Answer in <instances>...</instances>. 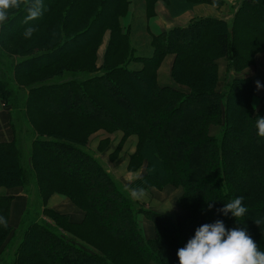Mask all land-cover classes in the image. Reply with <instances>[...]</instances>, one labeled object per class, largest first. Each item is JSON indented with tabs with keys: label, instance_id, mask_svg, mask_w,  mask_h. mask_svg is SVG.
Listing matches in <instances>:
<instances>
[{
	"label": "trees",
	"instance_id": "1",
	"mask_svg": "<svg viewBox=\"0 0 264 264\" xmlns=\"http://www.w3.org/2000/svg\"><path fill=\"white\" fill-rule=\"evenodd\" d=\"M159 1L173 16L198 3L223 4L42 0L39 18L26 24L22 8L10 9L9 19L0 24V51L10 58L7 67L3 54L0 58V101L10 112L23 114L27 132L25 152L15 140L0 142V189L19 190L34 200L25 199L16 242L10 224L15 196L0 195V217L7 220L6 227L0 224V263L55 264L34 253L44 243L54 259L68 264H180L177 251L214 219L227 229L244 228L264 252V140L254 137L255 119L264 118V95L254 111L256 87L242 74L264 53V0L237 1L229 21L198 17L154 34L147 22ZM134 4L144 11L143 23L136 21ZM129 10L132 24L145 33V44L137 50L147 56L133 47L140 41L133 40L136 29L126 25ZM28 27L35 32L26 39ZM105 35L102 66L97 68V49ZM168 55L173 56L170 77L175 86L161 87L157 70ZM219 60L226 61L222 88ZM123 101L132 105L133 115ZM48 102L52 104L40 106ZM78 102L87 108L80 110ZM100 129L120 131L121 141L136 137L130 165L132 160L138 166L143 162L142 173L129 189L178 190L174 206L184 218L173 221L142 206L119 185L86 149L87 136ZM58 158H67L78 172L62 170ZM53 194L62 195L81 214L79 226L103 236L111 247L90 252L61 236L57 226L73 223L47 207ZM241 196L248 209L243 217L237 221L220 213L225 203ZM98 202L103 203L101 211ZM41 216L48 222H37ZM141 218L151 226L142 228ZM116 222L119 231L110 228ZM9 250L11 256L3 262Z\"/></svg>",
	"mask_w": 264,
	"mask_h": 264
},
{
	"label": "rangeland",
	"instance_id": "2",
	"mask_svg": "<svg viewBox=\"0 0 264 264\" xmlns=\"http://www.w3.org/2000/svg\"><path fill=\"white\" fill-rule=\"evenodd\" d=\"M235 4L234 5H230V6H235L237 4V0L234 1ZM225 2H223L224 4ZM221 4L219 5H212L217 7L218 10H220V12H222V17L225 16L226 20H230L232 17V10L228 9H234V8H230L228 7V4ZM135 7V12L134 14H136L137 18L136 21L140 22L142 21V23L144 22V11H142L141 9V5L140 4H134L133 7L131 6V8ZM210 8V7H209ZM209 8H207L206 13L207 15L213 16L210 11ZM227 13L230 15H228V18H226ZM133 13L131 12V10H129V14L126 18V25H128L129 23L132 25L133 28L136 29V24H132V18ZM140 20V21H139ZM133 40L136 37L137 40L140 41L139 43V47L137 45V47H135L133 45V47L136 49V53H138L139 55H143V56H147L146 53L144 52H139L138 50H140L139 48H143L145 41L143 43V38H144V31H136L133 32ZM149 38V37H147ZM105 40V39H104ZM102 40V43L100 44V46L97 49V59H96V67L97 68H101L102 66V60H103V54L105 52L106 49V42ZM149 47V46H148ZM138 48V50H137ZM148 54L150 53V47L148 48ZM3 54L2 60L5 61V65L6 67L8 66V61L10 60V58L6 57V53H3L0 51V58L1 55ZM170 57H168L169 59ZM11 60H13V63L15 62L14 57L11 58ZM164 63V62H163ZM135 65V64H134ZM134 65H129L128 68L129 69H134ZM164 65V64H163ZM255 64H253L252 66H254ZM6 73H9L8 71H6ZM232 75V74H231ZM67 78L69 76H66ZM64 77V78H66ZM62 78V79H64ZM252 78V77H251ZM159 81H161L164 85H169L174 87L175 85H173L174 83L172 82V79H170V77H168L167 74V70L164 69L162 71L161 76L159 77V79H157V84L160 86ZM224 81L225 78L221 79V82L219 83V88H222L224 85ZM255 82V81H254ZM166 87V86H164ZM264 95V89H261L260 91H258L257 94V90H256V97L253 99L252 101V107L253 105L256 106V109L260 106V99L263 97ZM135 96L137 97V94H135ZM68 101V100H67ZM70 102V101H69ZM71 103V102H70ZM136 103V102H135ZM52 103L48 102L47 104H40L41 107H45L47 105H51ZM138 104V103H137ZM123 107H126V110L133 115L134 111L132 110V105H128V102L123 101L122 102ZM140 105V104H138ZM77 108H80V110H85V108H87V104H82L80 102H78L75 105ZM4 113L5 115V122L7 121L8 127L7 130H5L4 133H0V139H3L5 142L11 141V140H15L17 141V144L19 146H22L24 148V152L25 149L27 147V144L25 143V139H24V134L25 136H27V132L25 130L26 127V122L24 120V116L20 111H9L8 108L5 107V105L0 101V119H2L1 113ZM99 131H103V132H99ZM98 132V133H97ZM215 132V130L213 131V133ZM115 133V131H105V130H98V131H93L91 134H89L87 136V142H86V149L95 157L97 158L104 166V168L110 173L111 176H113L115 178V180H117V182L119 183V185L128 192V194L130 195V186H133V184L135 183V181L140 177L141 173H142V166L143 162L140 166L135 165L133 160H132V167L130 165V161H131V155L135 153L136 151V146H137V140H135V142L129 141L128 139L130 137H135V136H130L128 137L126 140L121 141L117 137H113L112 136V140L109 142H99L100 138L103 135H113ZM255 140H257V142H261L262 140H264V138L258 137L257 135L254 136ZM136 138V137H135ZM242 136L238 137L237 140H241ZM105 140H110L109 137H106ZM134 141V140H133ZM120 145V147H119ZM243 145V141L241 140V142L239 141L238 146L242 147ZM236 149V148H235ZM237 151V150H236ZM234 152V150H233ZM195 156L197 155V152L194 153ZM57 164L60 165V168L62 170H66L67 172H78V170L74 167V164L71 163V161H69L67 158H58L57 160ZM80 170V169H79ZM81 172L83 173V170H81ZM179 192L178 190H174L171 189L170 187H166L163 190H156V189H151L148 192H145V195L143 198L141 199H135L137 202H139L140 204H143L142 206L149 208V209H153L156 211H159L161 213H163L164 215L168 216L170 219H172L173 221H178L181 220L182 218L185 217V213L180 211L179 209H177L174 206V200L176 198V195H178ZM0 195H13L15 196V200H13V214H11L10 217V224L12 226L13 232L12 235L15 236V241L17 242V240H20V223H21V219L23 217V214L26 210V207L28 205V202L30 201H34L32 197H28L27 195H25L22 191H13V190H5V189H0ZM131 196V195H130ZM18 198H20V202H18ZM28 201L26 203V201ZM134 199V198H133ZM102 202H98L97 203V208L99 211L102 210ZM47 207L51 208V209H55L57 210L59 213L61 214H65V216H67L69 218V221L72 222L73 224H71V226H67V224H63L62 227H58V230H60L58 233L61 236H65L68 239V242H71L73 244H75L78 247H81L85 250H88L90 252H98L99 249H108L109 247H111V244H108L104 241L103 236L98 235L96 233H94L91 229L89 228H85V227H81L79 226L78 223L81 222V214L79 212H77L74 207H71L70 205L66 204L64 201V197L62 195L59 194H53L48 200H47ZM41 211V210H39ZM229 215V214H228ZM44 219L45 221L48 222L47 218L44 216H41V219L39 218L37 220V222H41V220ZM141 222V226L142 228L146 226H151V224L149 222H147L146 220H143L141 218L140 220ZM215 222V219H214ZM149 223V224H147ZM74 224L76 226H74ZM55 227V226H54ZM110 228L113 231H119L120 228V223L116 222V223H112ZM144 230V229H143ZM145 232V231H144ZM194 236H192L193 238ZM191 239V238H190ZM12 241V242H15ZM45 244H39L35 247L34 253L35 254H39L42 255L43 257H45V259L47 260H55L54 263L56 264H68L67 262L65 263L64 260H57L54 259L53 255L50 254L48 252V250L45 248L44 246ZM15 249V246L12 247V250ZM10 252H8V254L10 253V255L7 256V252L4 253V259L3 262H5V257H7V259H9V257L11 256V250H9ZM0 264H5V263H0Z\"/></svg>",
	"mask_w": 264,
	"mask_h": 264
},
{
	"label": "clouds",
	"instance_id": "3",
	"mask_svg": "<svg viewBox=\"0 0 264 264\" xmlns=\"http://www.w3.org/2000/svg\"><path fill=\"white\" fill-rule=\"evenodd\" d=\"M23 9L26 12L25 23H29L42 15V0H0V24L9 19L10 9ZM35 29H25L26 39L31 38ZM257 91L264 89L259 80L255 82ZM253 110L256 106L253 105ZM255 128L258 137L264 138V118L257 116ZM130 195L141 199L145 195L143 188H131ZM244 197H237L225 203L219 209L227 216L229 213L237 221L248 209L243 204ZM211 208V205H209ZM258 223V222H257ZM0 224L7 226V220L0 217ZM180 264H264V252L258 250V245L244 228L227 229L222 220L212 224H203L196 229L195 235L185 247L177 251Z\"/></svg>",
	"mask_w": 264,
	"mask_h": 264
},
{
	"label": "crops",
	"instance_id": "4",
	"mask_svg": "<svg viewBox=\"0 0 264 264\" xmlns=\"http://www.w3.org/2000/svg\"><path fill=\"white\" fill-rule=\"evenodd\" d=\"M221 1L225 2L224 4H228L229 5L228 7L231 8L232 6H230V5H234L235 4L234 1H236V0H221ZM237 1H239V0H237ZM207 8H209V11L213 16L205 14ZM232 8L236 9L235 6H233ZM229 10L233 11V9H228V12H229ZM221 14H222V12H220V10H218L217 7L212 6L211 4L198 3V4H194V5L190 6V8L187 9L182 14H179L178 16H173V15L169 14V12L167 11V9L163 5V3L159 1L156 4L154 16L147 22V24H148V27L151 30V32L155 34V33H159L162 30H168V29L173 28V27L185 26L186 24H188V22L191 19L198 18V17H212V18H218V19L228 21L225 19V16L222 17ZM229 14H230V12H229ZM229 14L227 13L226 18H228ZM107 38H108V36L105 35L104 41L106 43H107ZM168 57H170V58L168 59ZM172 61H173V56L168 55L165 57V59L163 60L164 63L162 62V64L160 65V67L157 70V79H159V77L161 76L162 71L164 69L167 70L168 77H170V67L172 65ZM217 64H218L219 83H220L221 79L225 78L226 61L225 60H219L217 62ZM254 64H255L254 66L247 67L243 71L242 74L248 75L250 78L252 77L253 82L254 81L256 82L257 80H259L261 82V84L264 85V53L258 54L256 56ZM170 79H171V77H170ZM255 82H254V84H255ZM159 84L161 87L169 86V85H164L161 81H159ZM173 85H175V84H173ZM218 88H219V85H218ZM257 94H258V91H257ZM1 116H2V119H0V133H4L5 130H7L8 125H6L7 121L5 122V115L3 112L1 113ZM99 132H103V131H99ZM112 136L113 137L119 136V138H118V141H119V139H121L122 133L120 131H115V133L113 135H110V136L103 135L100 138L99 142H109L112 140L111 139ZM106 137H109L110 140H105ZM135 140H136L135 137H130L128 139V142L129 141L135 142ZM1 141H4V140L0 139V142ZM19 199L20 198H18V200ZM18 202H20V200Z\"/></svg>",
	"mask_w": 264,
	"mask_h": 264
}]
</instances>
